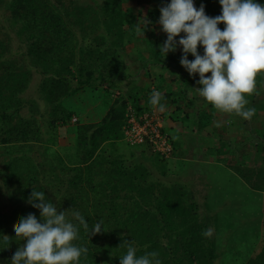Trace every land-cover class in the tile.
Masks as SVG:
<instances>
[{
    "label": "trees",
    "instance_id": "trees-1",
    "mask_svg": "<svg viewBox=\"0 0 264 264\" xmlns=\"http://www.w3.org/2000/svg\"><path fill=\"white\" fill-rule=\"evenodd\" d=\"M127 1L103 0V4L97 3V9L90 8L95 20L102 22L105 33L94 36L86 31L80 41L72 20L60 11L64 0H0V9L4 7L10 14L7 20L0 10V143L7 145L3 153L7 159L0 167V241L3 236L10 239L0 244V264H11V256L25 243L15 237L20 217L31 212L39 218V210L27 202L33 187L43 190L57 204L58 211L68 209L69 218L73 210L80 211L89 228L95 221L104 220L105 229L102 226L101 232L88 235L81 228L79 239L74 241L88 248L81 264H120L119 256L126 253L129 243L136 247L138 256L157 251L162 264H216V238L212 231L210 235L204 234L217 225L211 209L201 214L191 190L176 182L154 180L151 171L142 164L133 168L123 166L117 156L111 152L107 155L103 148L104 143L114 147L123 140L129 106L138 114L154 112L157 106L151 104L150 84L141 85L140 90L132 87L127 96L123 93L115 96L99 121H77L73 146H59L62 150L52 154L47 151L51 145H58L59 128L71 123L75 115L64 103L67 98L87 88L104 87L111 96L116 89L126 87L130 74L128 66L119 63V49L127 42L125 23L131 24L133 36L137 27L129 17L130 10L122 9ZM145 1L146 14L142 4L139 18L150 21L145 26L148 29L158 22L159 8L169 0ZM201 3L208 15L221 13L219 0H195L197 7ZM1 19L9 22V26L2 24ZM218 26L224 27L223 23ZM4 29L7 31L3 32ZM144 32L142 40L147 38L154 48L144 64L150 61L163 70L173 71L167 67L173 64L175 52L181 55L180 49L164 56L155 45L156 37ZM11 37L17 49H23L25 42L31 46L13 57L9 53ZM163 37L165 40L166 34ZM139 59L146 60L141 56ZM148 74L152 75L151 71ZM35 75L39 77L36 91L41 102L24 96ZM163 75L159 76L165 79ZM163 90L161 101L172 97L181 114L174 120L181 119L184 124L195 121L200 129L210 125L213 113L199 109L192 119L179 102L183 95H176L171 88ZM25 109L32 115H22ZM37 114L45 117V124L38 123ZM213 127L214 132L209 131L220 141L215 144L218 161L233 169L252 188L264 191V162L254 166L230 162L232 150L227 148L232 144L221 141V132H216L217 126ZM42 128L48 137L41 136ZM260 148L264 150L263 143ZM66 150L75 159H66L63 155ZM157 156L164 161L162 172L166 173V159L170 157L161 153ZM247 264H264V244Z\"/></svg>",
    "mask_w": 264,
    "mask_h": 264
},
{
    "label": "rangeland",
    "instance_id": "rangeland-1",
    "mask_svg": "<svg viewBox=\"0 0 264 264\" xmlns=\"http://www.w3.org/2000/svg\"><path fill=\"white\" fill-rule=\"evenodd\" d=\"M144 1L145 0H142V2L140 0H128L126 3L123 4L122 9L124 11L130 10L129 17L132 18L133 23H139V21H141V17L139 15V8L142 4L144 5H142L141 7L143 8L144 6V12L146 14L148 2ZM260 2L263 3L262 0H260ZM64 3L65 4L59 7L60 11L67 19L72 20L74 29H76V32L79 34L80 41H82V35L86 31L87 34H93L94 36H102V34L105 33L102 22L100 23L99 20H95L94 14H92L90 11V8L97 9V7L99 6L97 3L103 4V0H100V2H94V0H64ZM0 10L1 13L5 12L4 7H1ZM4 16L7 20H10L9 12H5ZM147 16H149L148 13ZM4 20L1 19V22L3 21L2 24L8 25L9 22ZM124 26L127 32V42L123 47L119 49V54H121V57L118 59L120 64H125L128 66V73L130 74V76L126 81V87L116 89L115 93L111 96L106 90L103 89L104 87L99 89L87 88L82 91H79L78 93H75V97L71 100L64 101L66 107H68L69 109L76 110L77 112L74 111L75 115L72 118L71 123H67L66 125L62 124V127L59 128L58 145H51L50 150L47 149L49 154L54 153L55 150L61 151L62 149H60L59 146H73L75 144V126L77 121H99L106 114L108 103L113 100L115 96L120 95V93H123L125 94V96H127V94L129 93V89L133 90V88H136L140 90L141 85L146 86L147 84H151V88L152 85H154L153 89H156L161 93L164 92L163 88H171L173 90V93L175 92L176 95H183V98H179V102L181 103L182 107H185V110H188L189 113H191L192 110L197 112V110L199 109H201V111L204 110V112L207 110L208 112L210 111L211 113H213L211 123L208 127L205 128V131H203L202 135L203 137L207 138L205 143L206 145H209V147L214 144H219V137L212 136L209 134V132H207L209 130L213 131V126H217V122H219V126H217L219 130L217 129L218 131L216 132H221V141H224L226 143L230 142L232 144L230 148H227L229 150H232V159H230V162H232L233 164H245L246 166H254L257 163L260 164V162H264V150H260L262 143L264 144V71H260L257 73L255 77V89L252 93L248 94V97H246L247 104L245 105V109L254 108V114L250 118L246 119L238 115L234 111L231 113L224 112L217 109L216 107L211 106V103L206 102V100L199 95L196 89L201 86L197 83V81L199 80V75H189L185 68L180 64L181 55H179V52H175L176 56H174L173 64L171 65V67H167L171 69L173 68V71L169 69L163 70L161 66L152 65L151 63H149L150 61L147 62L148 64H144L149 59V56H151V52L154 48L149 45L147 38L142 40L143 38H145L143 35H138L136 33V36H133L131 34V24L126 22ZM154 27H148V29H145L144 31H147V33L153 34L156 37L154 41L157 43L155 45L158 48L164 41L163 35L166 33L161 30V26L158 22L154 23ZM151 28L153 29L151 30ZM10 30L11 29H8V31ZM6 31L5 29L3 30V32ZM12 41L13 43L11 45V51H9V53H11L10 55L13 57L22 54V50L29 48L30 45V42H25L23 44V49H17L13 38ZM198 50L201 53L203 52V48L200 46H198ZM140 56L141 58L146 60L139 59ZM189 59H194V57L189 54ZM163 62H165V59ZM146 65H148V67H145ZM149 71H151L152 75L148 74ZM160 74H164L163 76L165 77V79L160 78ZM210 74V72L206 73V75ZM259 74L261 75V77H257ZM38 79V75H35L30 86L24 92V96L26 98L33 97L35 99H38L39 102H41L42 99L40 98L38 91H36ZM135 84H138L139 86L136 87ZM174 88H176V90H174ZM171 99L172 97H170V99L160 101L162 104L165 105L163 111L159 109V106H155L156 108L154 110V117H156L157 115L160 117V120L158 119L156 121L157 125H164L168 128L171 127V125L174 123V119L173 117H171V115L175 116L177 114V112H175L177 105L172 102ZM143 102L144 100L142 101V103ZM179 102H177V104H180ZM184 103L189 105H184ZM200 104L203 105L201 106ZM40 105L42 106V104ZM72 106L76 107V109L72 108ZM80 107L82 108L81 110L83 113L80 111ZM42 111L43 110L41 107V112ZM146 112L147 111H144L141 114H138V112L133 107L131 108L129 106L127 113L128 119L126 121L127 124L125 126L128 125L129 118H131V116L137 115V117H141ZM178 114L181 115L179 111ZM22 115L27 117L31 116L32 114L31 111L25 109L22 111ZM232 116L235 117V119L232 118ZM36 118L40 125L45 124V117L37 114ZM0 119L2 120L1 116ZM228 119L229 123L227 122ZM179 124L181 123H178V125ZM179 126L181 127V125ZM194 126H197L195 121L193 122V124L190 122L185 124V128L187 130H191V128H193ZM232 126H234L233 129H236L238 127L239 132H241L239 133L237 138H233L229 134V130L230 128H232ZM249 130L251 131V133H249V135H246ZM126 133L124 130V135H126ZM42 135L44 137H48L43 128L41 136ZM196 136H199V134L197 133ZM228 139L230 141H228ZM217 140L219 141V143ZM0 145L3 144L0 143ZM194 146H199V143H196V145ZM6 147L7 145H3L0 147V167L3 166V162L7 159L4 157L3 154L5 151H7ZM103 148L106 150L107 155L109 154V152H111L113 156H117L116 158L118 159V161H120L119 163L123 166L133 168L135 165L142 164L151 171L152 178L154 180H159L161 182L163 181L166 183L170 182L169 184H174L176 182L177 184H181L182 186H184V188L191 190L194 196V200H196L200 204L199 212L201 214H203V211L207 210V208H213L214 210L215 206H217V209H221L220 212H222V214L224 215L222 216V219L227 220L228 223L232 226L233 223L239 225V222H242L243 218H247L250 224L251 216L253 215V213H247L246 209L254 212L260 211L259 202L254 199L253 196H251V198L248 197L249 189H247V187L242 188V186H244L243 182L239 180L236 181V179L230 176L228 170L226 169L228 167L225 166L223 162V165H221L225 166L226 168H222L219 165L205 164L204 172L207 175V177L205 178L208 180V178H210L208 177V175L212 177V184L210 188H207L206 180H204L203 177L201 179L198 175L193 173L194 171H196V165H194L195 162L193 160H178L177 162L180 164L176 165L173 169H171V171H174L175 173H172L171 171L168 172V170L166 173H163L162 164H164V161L160 160L156 153H153L152 151H149L139 145H131L124 138L123 140L117 142L114 147H108V145L104 143ZM69 151L70 150H66L63 152L65 158L68 160L75 159L74 154H66ZM216 158H219L218 155ZM174 174H176L177 176H175ZM244 183L247 184L245 181ZM207 192L208 195H206ZM231 208H236L237 213L232 214ZM214 212L215 211H212V213ZM229 213H231V215H229ZM217 227H219L218 223L215 228L213 225L211 226V231L212 233H214V235L215 231H217ZM232 229H238L239 231V229L242 230L243 228H235L232 226ZM239 232H241V234H244L245 237L248 239L247 242L241 241V245L250 244L251 241L255 239V235L251 236L250 234H247L245 229ZM224 234L225 237H227L226 231H224ZM233 247L234 246H225L224 254L221 258L222 260H220L226 261L227 264H244V259L246 258L247 254H250V246H241V253L236 256L235 262L232 263ZM260 247L261 246H258L256 250L257 252L259 251Z\"/></svg>",
    "mask_w": 264,
    "mask_h": 264
},
{
    "label": "clouds",
    "instance_id": "clouds-1",
    "mask_svg": "<svg viewBox=\"0 0 264 264\" xmlns=\"http://www.w3.org/2000/svg\"><path fill=\"white\" fill-rule=\"evenodd\" d=\"M219 4L221 13L216 16L206 14L205 5L201 3L197 7L195 0H169L163 4L159 8L158 23L166 33V39L159 52L166 56L179 48L180 64L189 75H199L197 83L201 86L196 88L199 95L217 109L228 113L234 111L247 119L255 109H245V94L254 91L255 77L264 71V3L260 0H219ZM148 23L147 18L139 21L136 33L144 35ZM221 23L223 29L218 26ZM198 46L203 48L202 53ZM189 54L194 59H189ZM209 72L211 74L206 75ZM161 98L160 91H151V104L163 111L165 105L160 102ZM163 130L168 132L172 153H175L177 146L169 129L163 125ZM130 144L142 146L156 155L159 153L147 143ZM27 202L39 210V218L31 212L20 217L15 237L25 243L11 256V264H81V257L88 254L85 245L74 243L79 239L81 228L88 235L101 232L102 226L105 229L102 218L89 228V222L78 210H73L69 218L68 209L58 211L57 204L43 190L33 187ZM204 234L210 235L211 229ZM9 240L3 236L0 244ZM119 260L120 264H162L157 251L138 256L131 243Z\"/></svg>",
    "mask_w": 264,
    "mask_h": 264
},
{
    "label": "crops",
    "instance_id": "crops-1",
    "mask_svg": "<svg viewBox=\"0 0 264 264\" xmlns=\"http://www.w3.org/2000/svg\"><path fill=\"white\" fill-rule=\"evenodd\" d=\"M150 87H151V84H150ZM153 87H154V85H152V88ZM174 90H176V88H174ZM74 97L75 96L73 95V96L67 98L66 100L67 101L71 100ZM185 104L186 103H184V105ZM186 105H189V104H186ZM200 105L202 106L203 104H200ZM72 108L76 109V107H73V106H72ZM182 108H183V111L185 113H188V110H185V107H182ZM81 109L82 108L80 107V111L82 112ZM74 111H76V110H74ZM175 112H177V114L175 116L178 117V115H179L178 110H175ZM197 112H198V110H197ZM197 112L192 110L191 113H189V114H191V116H192L193 114H197ZM205 112L211 113L210 111L208 112L207 110ZM175 116L171 115V117H175ZM230 117H231V115H230ZM232 118L235 119V117H233V116H232ZM193 122L194 121H190V123H192V124H193ZM227 122L229 123V119L227 120ZM178 123H181V124H179V125H181V127L178 125ZM185 124L181 121V119L180 120L176 119V120H174V123L171 125V127L168 128L170 131V134L174 140V143L177 146L176 147L177 150L173 156H170V158L166 159L167 170H168V172H170L171 169H173L176 165L180 164L177 162L178 160H182V161L193 160L195 162L194 165H196V167H195L196 171H194L193 173L198 175L201 179L203 177L204 180H206L207 188H210V186L212 184V177L210 175H208V177H210V178H208V180L205 178V177H207L206 173L204 172L205 164L219 165L222 168L225 166H222L223 164L221 162H219L218 159L216 158L217 157V151H215L216 150L215 144L210 146V147H209V145H206L205 142H206L207 138L203 137V135H202L203 131H205V129H200L198 124H196L197 126H194L193 128H191V130H187L185 128ZM233 127L234 126H232V128H230L229 134L231 137L237 138L239 133H241V132H239L238 127L236 129H233ZM249 131L247 134L246 133L245 134L249 135V133H251V131L250 132ZM207 132H209V134L211 135L210 131H207ZM197 133L199 134V136H196ZM233 135H236V136H233ZM212 136H214V135H212ZM195 142L199 143V146H194V145H196ZM222 168H219V169H222ZM226 169L228 170V172L232 178L236 179V181L239 180V181L243 182L244 186H242V188L247 187V189H249L248 197L251 198V196H253V198L259 202L260 211L254 212V211H249L246 209L247 213L248 212L253 213V215L251 216L250 224H249V221L247 218H243L242 222H239V225H236L234 223L232 224V226L235 228H243L242 230L239 229V231H243L245 229L247 234H250L251 236L255 235V239L253 241H251L250 244L241 245V241H246V242L248 241V239L245 237V235L241 234V232H239L238 229L233 230L232 226L228 223V221L222 219V216H224V215L222 214V212H220L221 209H217V206H215L214 210H213V208H211V211H215L214 214L216 213L215 216L217 219V223L219 225V227H217V231H215V235H214L216 238V245H217V252H218L216 264H227L226 261H224V260L221 261L222 260L221 258L224 254L225 246H234L233 247L232 263L235 262L236 256H238V254L241 253V251H242L241 246H250V250H251L250 254H247L246 258L244 259L245 263H248L256 255V252H257L256 250H257L258 246H263V244H264V191H260V190H257L255 188H252L248 183L245 184L244 183L245 180L242 179L235 171H233V169H230V168L229 169L226 168ZM171 172L175 173L174 171H171ZM174 175L177 176L176 174H174ZM207 191H208V189H207ZM206 195H208V192L206 193ZM262 205H263V208H262ZM231 210H232V212H231L232 214L237 213L236 208H234V209L231 208ZM231 213H229V215H231ZM243 217H246V216H243ZM249 218H250V216H249ZM224 231H226L227 237H225ZM229 264H231V263H229Z\"/></svg>",
    "mask_w": 264,
    "mask_h": 264
},
{
    "label": "built area",
    "instance_id": "built-area-1",
    "mask_svg": "<svg viewBox=\"0 0 264 264\" xmlns=\"http://www.w3.org/2000/svg\"><path fill=\"white\" fill-rule=\"evenodd\" d=\"M154 116L155 112L152 114L146 112L141 117L131 116L128 125L124 127L125 133L127 132L125 138L132 144L147 143L153 147V150L169 156L173 151L170 136L163 130V125H157L156 121L160 117Z\"/></svg>",
    "mask_w": 264,
    "mask_h": 264
}]
</instances>
